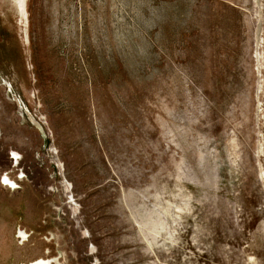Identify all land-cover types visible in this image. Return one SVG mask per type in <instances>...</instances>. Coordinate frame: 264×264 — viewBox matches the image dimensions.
Returning a JSON list of instances; mask_svg holds the SVG:
<instances>
[{"label":"rangeland","instance_id":"374dc122","mask_svg":"<svg viewBox=\"0 0 264 264\" xmlns=\"http://www.w3.org/2000/svg\"><path fill=\"white\" fill-rule=\"evenodd\" d=\"M41 259L264 264V0H0V264Z\"/></svg>","mask_w":264,"mask_h":264},{"label":"flooded vegetation","instance_id":"af4514ba","mask_svg":"<svg viewBox=\"0 0 264 264\" xmlns=\"http://www.w3.org/2000/svg\"><path fill=\"white\" fill-rule=\"evenodd\" d=\"M48 263H49V261H46V260H43V259H41L39 261H36V262H32V264H48Z\"/></svg>","mask_w":264,"mask_h":264},{"label":"snow or ice","instance_id":"6c2138e0","mask_svg":"<svg viewBox=\"0 0 264 264\" xmlns=\"http://www.w3.org/2000/svg\"><path fill=\"white\" fill-rule=\"evenodd\" d=\"M3 182H4V183H8V180L5 178V179L3 180Z\"/></svg>","mask_w":264,"mask_h":264}]
</instances>
